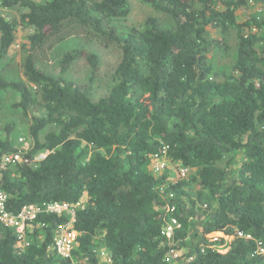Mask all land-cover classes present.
<instances>
[{
    "label": "trees",
    "instance_id": "obj_1",
    "mask_svg": "<svg viewBox=\"0 0 264 264\" xmlns=\"http://www.w3.org/2000/svg\"><path fill=\"white\" fill-rule=\"evenodd\" d=\"M138 1L170 17L172 28L155 16L142 28L115 27L129 15V0H0L32 30L26 82L0 70V112L3 92L20 97L11 107L29 121L30 143L20 147L16 124H8L0 164L9 154L33 163L3 169L8 209L80 204L78 264H105L97 253L104 250L113 264H167L173 249L182 253L179 264H264V0ZM253 7L260 9L240 21ZM16 25L0 16V62L12 54ZM230 29L236 61L217 74L211 53L222 42L215 33ZM75 38L121 50L113 83L98 100L91 87L38 69ZM80 58L98 71L97 56L75 48L59 60L62 72ZM164 150L169 164L189 169L185 178L155 172L153 156ZM69 219L40 215L27 227L28 247L0 225V264H71L53 247ZM174 219L180 227L169 238ZM218 232L232 238L226 253L210 247L208 235Z\"/></svg>",
    "mask_w": 264,
    "mask_h": 264
},
{
    "label": "rangeland",
    "instance_id": "obj_2",
    "mask_svg": "<svg viewBox=\"0 0 264 264\" xmlns=\"http://www.w3.org/2000/svg\"><path fill=\"white\" fill-rule=\"evenodd\" d=\"M37 2L43 0H36ZM130 13L122 20L116 21L114 26L118 28L136 27L142 28L145 21L155 16L159 19L160 24L165 28H172L173 22L167 15H162L156 12L150 5L142 3L138 0H129ZM258 7H253L251 10H245L239 14V20H246L251 14L258 11ZM22 12L18 9H6L0 6V16L7 18L10 21L17 23L16 35L17 41L14 44L12 54L6 61L0 62V70L3 75L10 80H22L26 82V77L23 72V64L27 57L26 45L28 44V37L32 30L30 28L23 29L21 27L20 19ZM215 37L222 42L220 48L214 50L211 53V65L214 72L217 74L227 73L231 70L237 57L238 40L234 29L229 31H220L215 33ZM80 49L87 53H91L98 58V71L93 74L91 66L85 58L77 59L67 72H62L59 60L73 49ZM121 61V50L118 46L107 45L97 41H90L84 38L70 39L65 44L55 48L50 57L46 60L38 63V69L46 73L49 76L55 78L63 77L74 81L77 84L91 87L92 97L94 100L101 98L106 90L113 83V75ZM32 87V85H31ZM3 106H1L0 112V136L3 138L4 128L8 124H16L17 131L14 133V137L17 139L20 147L29 149V142L26 139V131L29 127V121L21 114L13 110L12 104L20 100V97L14 93L3 92ZM23 139V142H21ZM225 163H223L224 165ZM168 167V168H167ZM166 167L171 175L172 180H176L180 177L181 170L177 165L169 164ZM154 168V165H153ZM164 170V171H165ZM163 172V171H162ZM210 239L215 240L212 245H216L222 252L228 251V245L232 238L226 236L224 233L218 232L210 234ZM224 240L225 243H221Z\"/></svg>",
    "mask_w": 264,
    "mask_h": 264
},
{
    "label": "built area",
    "instance_id": "obj_3",
    "mask_svg": "<svg viewBox=\"0 0 264 264\" xmlns=\"http://www.w3.org/2000/svg\"><path fill=\"white\" fill-rule=\"evenodd\" d=\"M23 142V139H21ZM166 150L153 156L154 170L157 173H161L168 166V160L166 157ZM46 158V154H41L37 157L34 162L40 161ZM16 164H33L31 160L25 159L20 154H9L3 158L0 164V180L2 177V171L6 166L16 165ZM189 169L181 170L180 177L185 178L189 174ZM8 199L9 195L0 188V225L7 228L15 229L17 233V240L19 247L30 246L29 240L26 235L27 227L37 220V218L42 214H56V215H68L70 217L69 221L58 227L57 232L54 236L53 247L59 258L62 260L71 261V264H78L74 261V250L77 246L79 232L75 229L76 223V209L80 206L70 205L65 202H55V201H44L39 204L28 205L22 208L18 214H14L8 209ZM44 226V225H43ZM180 225L177 220H172L165 232L167 237H171L174 230L179 228ZM210 235H208V238ZM238 237L244 238L243 233H238ZM250 238V236H247ZM210 239V238H209ZM215 240L210 239V243L213 244ZM210 247L217 249L221 252L216 245H210ZM264 253V250H261ZM99 258H101L105 264H113V259L111 254L104 251H97ZM193 258H188V261H192ZM183 261L182 253L178 250H171L166 258L167 264H179Z\"/></svg>",
    "mask_w": 264,
    "mask_h": 264
}]
</instances>
